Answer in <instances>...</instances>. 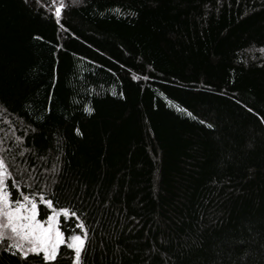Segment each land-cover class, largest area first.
<instances>
[{"label":"trees","instance_id":"1","mask_svg":"<svg viewBox=\"0 0 264 264\" xmlns=\"http://www.w3.org/2000/svg\"><path fill=\"white\" fill-rule=\"evenodd\" d=\"M65 4L0 0V156L79 220L0 264H264V0Z\"/></svg>","mask_w":264,"mask_h":264},{"label":"snow or ice","instance_id":"2","mask_svg":"<svg viewBox=\"0 0 264 264\" xmlns=\"http://www.w3.org/2000/svg\"><path fill=\"white\" fill-rule=\"evenodd\" d=\"M39 2L40 0H37V3ZM80 2L81 0H71L73 4ZM51 4L54 7L50 8V11L56 17H59L62 8L66 7L65 0H51ZM85 111L92 112V108L85 105ZM11 176L12 172L4 156H0V242H7V247L0 246V250L11 251L13 255H18L21 261H24L30 253H42L45 262L55 260L59 245L65 243L64 233L55 226L58 222L56 218L60 214H63L64 218L77 217V213L70 212L66 207L54 209L52 201L46 199L45 193L41 190L40 200L52 209L46 217L45 226V221L37 219V200L34 198L37 193L29 195L19 192L21 185L15 180H11V186H9L7 181ZM13 189L19 192V198L11 199ZM77 219L79 220V217ZM77 227L83 231L85 225L79 222ZM86 239V235L79 233H73L68 237L70 242L67 243V247L74 250L73 264H79L81 261L86 251Z\"/></svg>","mask_w":264,"mask_h":264},{"label":"rangeland","instance_id":"3","mask_svg":"<svg viewBox=\"0 0 264 264\" xmlns=\"http://www.w3.org/2000/svg\"><path fill=\"white\" fill-rule=\"evenodd\" d=\"M58 217H59V216H57V218H56V219H57V221H58ZM37 219H38V217H37ZM38 220H40V219H38ZM45 226H46V220H45ZM55 226H56V227H58V222L56 223V225H55Z\"/></svg>","mask_w":264,"mask_h":264}]
</instances>
